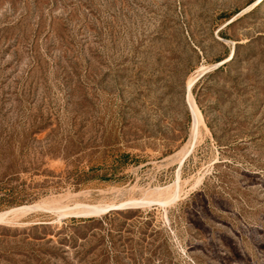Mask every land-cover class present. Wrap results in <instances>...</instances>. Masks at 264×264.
Returning a JSON list of instances; mask_svg holds the SVG:
<instances>
[{
	"label": "rangeland",
	"instance_id": "1",
	"mask_svg": "<svg viewBox=\"0 0 264 264\" xmlns=\"http://www.w3.org/2000/svg\"><path fill=\"white\" fill-rule=\"evenodd\" d=\"M24 206L0 264H264V0H0Z\"/></svg>",
	"mask_w": 264,
	"mask_h": 264
},
{
	"label": "bare ground",
	"instance_id": "2",
	"mask_svg": "<svg viewBox=\"0 0 264 264\" xmlns=\"http://www.w3.org/2000/svg\"><path fill=\"white\" fill-rule=\"evenodd\" d=\"M192 81V80H191ZM29 208H31V206H24V207H21V208H16V209H13L11 211H8V212H4V213H0V220H4L5 218H8L7 216H9L10 214L14 213V212H17V211H27L29 210ZM33 208V206H32ZM7 220V219H6ZM5 221V220H4Z\"/></svg>",
	"mask_w": 264,
	"mask_h": 264
},
{
	"label": "trees",
	"instance_id": "3",
	"mask_svg": "<svg viewBox=\"0 0 264 264\" xmlns=\"http://www.w3.org/2000/svg\"><path fill=\"white\" fill-rule=\"evenodd\" d=\"M129 159H130V154H127V153L120 154L119 157H118V160L122 164L127 163L129 161Z\"/></svg>",
	"mask_w": 264,
	"mask_h": 264
}]
</instances>
